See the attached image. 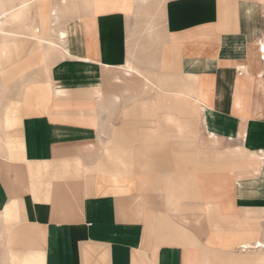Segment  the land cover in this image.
Wrapping results in <instances>:
<instances>
[{
  "label": "crops",
  "instance_id": "obj_1",
  "mask_svg": "<svg viewBox=\"0 0 264 264\" xmlns=\"http://www.w3.org/2000/svg\"><path fill=\"white\" fill-rule=\"evenodd\" d=\"M61 21L62 53L0 66V264H231L264 239L247 180L229 211L211 191L264 149V0H80Z\"/></svg>",
  "mask_w": 264,
  "mask_h": 264
},
{
  "label": "bare ground",
  "instance_id": "obj_2",
  "mask_svg": "<svg viewBox=\"0 0 264 264\" xmlns=\"http://www.w3.org/2000/svg\"><path fill=\"white\" fill-rule=\"evenodd\" d=\"M79 1L80 0H58L57 3H53L52 0H0V66L5 62L6 63L3 64L4 66L7 63H12L31 50L41 49L44 53L47 52V55H49L48 53L51 52L53 48L61 52V42L63 40V29L60 22L61 18L77 8ZM30 3H34L35 12L30 9ZM39 35L49 36L47 45L43 48L39 47L35 49L34 46L30 44V39L36 36L39 37ZM259 41L260 46H258V49L261 48V54L264 55V28ZM48 57H50V55ZM46 67L49 66L47 65ZM28 79H30V77ZM236 153L243 158L247 156V167L249 168L248 171L250 174L247 180V190L251 199L254 200L249 204V212L251 213L255 210L259 211L260 206H264L263 197H261L264 191L260 192L261 189H263L261 188L263 187L261 183L262 177H259L260 175L264 176V149L263 151L261 150V154L260 151L258 152V154L263 156H259L251 150L245 153H240V150H237ZM248 226L251 229L256 227V225L251 226L249 224ZM253 234L254 232L250 231L247 234L248 240L245 238L246 240L240 242L236 247L239 249L238 254L233 252V255H230L232 256L231 260L234 261L233 264H264V239L253 237ZM217 241H221V238H218ZM252 249H258L262 254L258 257L255 255L256 258L248 256L246 253L250 252Z\"/></svg>",
  "mask_w": 264,
  "mask_h": 264
},
{
  "label": "rangeland",
  "instance_id": "obj_3",
  "mask_svg": "<svg viewBox=\"0 0 264 264\" xmlns=\"http://www.w3.org/2000/svg\"><path fill=\"white\" fill-rule=\"evenodd\" d=\"M36 21V20H35ZM60 22H62V21H60ZM37 23V22H36ZM38 36V35H37ZM34 37V38H31L30 39V44L32 45V46H34V48H43L44 46H46L47 45V39H48V35H42V36H40L39 35V37ZM43 39V40H42ZM36 44V45H35ZM53 50H57V49H55V48H53L52 49V51ZM39 72H41V74H42V71H41V68L39 69ZM34 90L38 93V94H40L42 91H43V88L41 87V86H36L35 88H34ZM192 124L194 125V128H196V130H197V132H198V134H199V137H200V139H205L206 137H205V134H203L202 133V129L200 128L201 127V125H200V120H199V118H197V120H193L192 121ZM139 125V124H138ZM154 125H155V123H154ZM168 125H169V123H168ZM171 126V125H170ZM220 142H222V144H234L235 143V141L234 140H227V139H222V140H220ZM243 145V144H242ZM260 149V148H259ZM261 154V153H260ZM260 154H258L259 156H263V155H260ZM248 170H249V168H248ZM226 172H223V174H225ZM248 173V174H247ZM247 173H244V174H241L239 177H236V179H234V175H232V174H230V175H228L227 177H226V182L221 186V188L220 189H217V188H213V189H211V191H212V195L213 196H215V198L218 200V201H222V203H224V206H225V208H226V210L227 211H229V210H231V207L233 206V200H232V198H233V196L235 195V188L234 187H236L237 186V181L238 180H241V181H243V182H245L246 180H248L249 179V177H250V174H249V171H247ZM259 177H262V181H261V183L263 184V187H261V188H263V189H261V191L260 192H263L264 191V176H259ZM238 179V180H237ZM237 189V188H236ZM205 191H207L206 190V188L204 189ZM239 194V193H238ZM262 196L261 197H263V201H264V194H261ZM238 206H241V205H239V204H237ZM263 205H264V202H263ZM261 208V209H260ZM260 208H259V211H260V213L261 214H257L258 215V217L261 219V218H263L264 219V206H260ZM248 224L249 225H251V226H254V224L252 225V223L251 222H248ZM256 228V227H255ZM233 252H236L235 254H238V252H239V249H235V250H233ZM233 252L231 253L232 255H233ZM230 254V255H231ZM241 254H243V253H241ZM248 256H252V257H254V258H256V257H258V256H260L261 254H262V252L261 251H259L258 249H252L250 252H248V253H246ZM230 255H227V258H231L232 256H230ZM255 255H256V257H255ZM229 256V257H228ZM234 263V261H232V263L231 264H233Z\"/></svg>",
  "mask_w": 264,
  "mask_h": 264
}]
</instances>
